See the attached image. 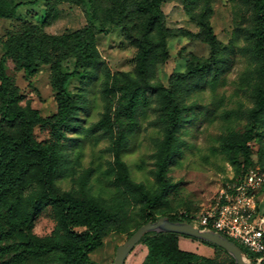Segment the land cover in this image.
I'll use <instances>...</instances> for the list:
<instances>
[{
  "label": "trees",
  "instance_id": "obj_1",
  "mask_svg": "<svg viewBox=\"0 0 264 264\" xmlns=\"http://www.w3.org/2000/svg\"><path fill=\"white\" fill-rule=\"evenodd\" d=\"M77 1L90 2L92 17L97 15L98 6L103 2ZM166 1L133 0L117 16L127 37L137 47L134 76L128 72L121 73L124 112L133 114L138 93L151 91L155 95L163 133L154 155L156 187L150 189L143 182L134 180L130 174L128 164L122 157L130 130L115 125L110 107L106 106L99 120L90 125L88 131L102 132L113 141V161L108 172L113 176L117 192L110 201L92 193L88 186L90 171L83 175L78 188H61L57 180L63 172L64 153L56 143H43L35 135V128L40 125L49 127L53 136L65 138L64 129L70 130L76 126L82 101L72 96L69 85L72 78L80 74L79 68L88 74L102 63L96 44L98 30L88 26L71 35L46 36L41 28L27 26L22 33L8 40L0 38L4 49L3 57H0V239L6 241L0 245V264H96L90 258L91 252L99 248L111 232L126 231L132 222L129 207L133 203L138 206L140 220L135 222V228L128 238L141 225L163 216L173 221L192 223L191 216L199 211V207L186 202L181 210L171 211L168 199L173 187L168 172L179 150V133L189 110L175 94V89L198 84L210 71L217 69L219 46L211 25L212 0H178L199 27L197 36L208 44L211 61L198 63L175 77L171 87L155 81L157 66L168 56L170 31L165 27L162 10V4ZM244 1L251 5L253 11L254 23L248 34L257 67L252 89L253 106L247 113L251 126L243 132H230L224 139L223 148L234 169V176L229 181L232 185L239 184L255 168L264 171V146L260 148L256 161L258 166L254 167L250 145L255 127L264 122V0ZM21 6L20 2L0 0V19L12 18ZM52 10L53 7H50L47 17ZM53 51H59L64 57L74 56L75 69L56 76L54 89L58 111L51 117H44L29 103L22 104L24 96L7 74L6 59H11L17 69L31 76L38 71L41 62L51 57ZM115 78L118 80L117 76ZM28 188L30 191L26 192ZM47 206L52 209L55 226L50 234L39 236L34 232L36 217ZM180 235L171 232H149L144 235L140 243L147 244L149 251L142 264H224L213 258L182 251L178 246ZM237 244L253 264H264L256 259L260 254L255 255ZM227 264L236 263L231 257Z\"/></svg>",
  "mask_w": 264,
  "mask_h": 264
},
{
  "label": "rangeland",
  "instance_id": "obj_2",
  "mask_svg": "<svg viewBox=\"0 0 264 264\" xmlns=\"http://www.w3.org/2000/svg\"><path fill=\"white\" fill-rule=\"evenodd\" d=\"M54 1L57 0H13L14 3H22V6L12 18L0 19V38L8 40L22 33L27 26L41 28L46 36L71 35L88 26L98 30L96 44L102 63L88 74L79 68L80 74L75 75L69 85L72 96L82 101L76 126L70 130L64 129L65 138L53 136L47 126L35 128L39 141L56 143L64 153V168L57 184L65 190L76 189L83 175L90 171L88 186L92 193L107 201L115 196L117 188L113 184V176L108 172L113 161V141L102 132L88 131L108 106L115 125L130 130L122 157L128 164L132 178L154 189V155L163 133L155 95L151 91L138 93L135 111L131 115L123 109L125 96L121 73L128 72L134 76L137 47L127 37L117 16L133 0H119L121 3L103 0L95 17H92L88 1L58 0L53 4ZM50 7L53 10L47 17ZM162 10L170 36L167 40L168 56L157 66L155 81L171 87L175 77L198 63L211 61V52L208 44L197 36L199 27L178 0L164 2ZM253 23V11L246 1L212 0L211 25L219 46L216 58L218 68L210 71L198 84L175 89V94L189 110L180 129L179 150L168 172L173 183L168 196L171 211L181 210L186 202L199 207V210L209 207L234 176L223 144L230 132H243L251 126L247 113L253 106L252 89L257 62L251 53L252 40L248 30ZM3 53L0 43V57H3ZM74 69L75 57H64L59 51H53L51 57L41 62L38 71L31 76L17 69L11 59H6L7 74L24 96L22 104L29 103L44 117H51L58 111L54 89L56 76ZM250 145L256 167L260 148L264 146V122L255 127ZM255 170L264 172L260 168ZM28 191L30 188L26 189ZM258 196L264 200V191H260ZM129 211L132 222L126 231L111 232L103 244L91 252L90 258L96 264L114 263L117 247L128 239L135 222L140 220L135 203L130 205ZM54 226L51 207H43L36 217L34 232L45 236L51 233ZM5 243L0 239V245ZM178 246L182 251L213 258L224 264L229 263L232 257L204 240L187 235L178 236ZM148 251L147 244H137L124 264H142Z\"/></svg>",
  "mask_w": 264,
  "mask_h": 264
},
{
  "label": "built area",
  "instance_id": "obj_3",
  "mask_svg": "<svg viewBox=\"0 0 264 264\" xmlns=\"http://www.w3.org/2000/svg\"><path fill=\"white\" fill-rule=\"evenodd\" d=\"M264 172L252 170L236 185H227L215 202L192 214V224L221 233L264 260Z\"/></svg>",
  "mask_w": 264,
  "mask_h": 264
},
{
  "label": "water",
  "instance_id": "obj_4",
  "mask_svg": "<svg viewBox=\"0 0 264 264\" xmlns=\"http://www.w3.org/2000/svg\"><path fill=\"white\" fill-rule=\"evenodd\" d=\"M154 231L195 237L224 249L232 255L236 264H253L237 243L221 233L211 229H202L192 223L173 221L168 216H163L156 221H149L141 225L123 244L117 247L113 264H124L127 256L140 243L143 236Z\"/></svg>",
  "mask_w": 264,
  "mask_h": 264
}]
</instances>
